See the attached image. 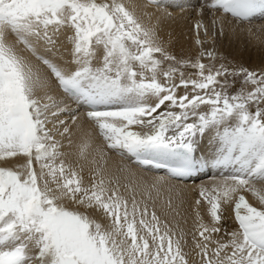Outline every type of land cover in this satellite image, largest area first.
<instances>
[{
	"label": "snow or ice",
	"instance_id": "snow-or-ice-1",
	"mask_svg": "<svg viewBox=\"0 0 264 264\" xmlns=\"http://www.w3.org/2000/svg\"><path fill=\"white\" fill-rule=\"evenodd\" d=\"M147 3L186 6L179 0ZM203 7L241 26L264 20V0H207ZM201 27L198 22V33ZM62 29L72 33L67 39L74 67L40 52L55 47ZM19 46L86 109V120L108 149L165 171L145 185L148 199L153 191L159 196L167 179L205 169L220 173L221 181L202 187L196 201L207 203L211 219L205 223L197 215L193 245L200 264H264V190L256 186L264 185V70L205 64V58L216 60L212 51H201L194 61L178 59L124 0H0V162L23 161L0 166V264H189L184 234L149 213L131 183L125 186L134 193L131 200L120 192L118 179L104 174L105 153L91 161L97 166L90 183L84 166L68 161L55 137H67L71 147L72 128L64 120L58 121L62 131L48 127L56 128L52 118L68 109L44 103L53 100L50 95H37L48 80ZM101 50L100 66H94ZM186 67L195 69L196 78L185 76ZM237 77L241 87L230 94ZM205 136L208 154L197 157ZM89 147L80 145V159ZM233 201L238 227L225 231L224 241L217 238L226 219L223 205Z\"/></svg>",
	"mask_w": 264,
	"mask_h": 264
},
{
	"label": "bare ground",
	"instance_id": "bare-ground-1",
	"mask_svg": "<svg viewBox=\"0 0 264 264\" xmlns=\"http://www.w3.org/2000/svg\"><path fill=\"white\" fill-rule=\"evenodd\" d=\"M124 2L130 7L134 8L137 15L141 19V23L146 28H153L160 42L164 45L167 51L175 55L178 59L194 61L201 51L208 52L214 49V34H216L219 41L218 49L216 51V60L212 61L215 67H219L221 64L225 65L231 70L243 63L244 67L248 70L260 72L264 70V56L260 58L259 50H264V20H253L251 23L240 25L233 21L231 18L223 15L221 12H213L207 7H203L207 0H179L186 6L170 7L168 9H157L154 5L148 4L147 0H124ZM171 2V0H170ZM203 7V12L201 8ZM203 14V15H202ZM203 18V19H202ZM204 21L207 23L208 28H215L216 33H209L205 35L202 31V27L197 32L196 25L199 22L202 25ZM204 24V23H203ZM71 30H61L54 39L57 40L55 47L51 50H47L45 47L40 48L42 55L51 59L54 63L59 64L62 67H74L70 65L71 60V44L67 37L70 36ZM201 43H197V40ZM237 42V43H236ZM221 43V47L219 46ZM21 54L28 57L33 64H35L41 76L46 77L48 80V86L39 90L37 95L44 97L46 94L50 95L53 100H44V103H52L53 101L61 108L68 110L61 111L58 117H53L54 121H57V127L53 128L52 124L48 127L52 129L55 134L57 128L62 131V127L58 124L59 120H64L68 126L72 128L71 147L68 146V139L65 136L56 135V140L60 141L64 147L62 152L67 154V159L74 165L82 164L84 166L83 175L86 183H90L92 170L97 165H93L91 161L95 158L99 162L100 153H105L104 174L106 177L118 179L119 190L124 196H128L133 191H130L125 186L132 184L135 189V197L137 201H143L148 206L154 209L156 214L167 223L169 227L180 231H188L189 233L195 231L197 225V215L203 217L205 223H210L211 219L208 213L209 206L206 202H203L198 206L196 201L201 199L199 192L202 187L211 189L214 184L221 181L218 177H209L207 179L195 182V183H183L167 179L161 186L160 194L157 196L156 192H152V199H148L144 195L145 185H151L159 177H164L160 173H153L148 169H143L140 166L134 164L127 154H118L117 152L108 149L106 144L98 133V129L94 124L87 121L84 113L86 109L84 107H78L68 97L62 93L56 86L54 78L49 74L48 69L34 57L23 51V46H19ZM252 47L254 49H252ZM102 57V50L98 53L97 59L94 61V66H100ZM207 58L203 59V62ZM167 62H165V67ZM185 74L194 75L195 69L191 67L184 68ZM192 77V76H191ZM183 93V89L179 90ZM229 92L231 91L228 90ZM75 115L76 123H72V116ZM82 144H89L90 147L87 150L86 159H80L79 148ZM21 158L9 161L6 164L0 162V166H16L22 163ZM115 187L116 185H112ZM257 188L264 190V185L257 184ZM245 198L253 206L260 207L259 201L250 193H242ZM130 198V197H128ZM132 198V197H131ZM131 198L129 200H131ZM171 199L172 207L167 206L168 200ZM179 205V207H178ZM234 201L227 205H223L226 208L225 217L222 223V231L218 234L217 238L226 241L228 236L224 235V232H231L236 230L238 225L235 222L233 215ZM182 208V209H181ZM182 210L189 211L192 223H185L184 218L180 215ZM95 218L98 221L107 223V220L103 219L100 213H95ZM163 223V222H162ZM187 232V233H188ZM192 234V233H191ZM186 238V237H185ZM184 248L189 264H200V257L197 255L198 250L194 248L193 240L186 243Z\"/></svg>",
	"mask_w": 264,
	"mask_h": 264
},
{
	"label": "rangeland",
	"instance_id": "rangeland-1",
	"mask_svg": "<svg viewBox=\"0 0 264 264\" xmlns=\"http://www.w3.org/2000/svg\"><path fill=\"white\" fill-rule=\"evenodd\" d=\"M203 15V14H202ZM203 19V18H202ZM202 22V21H201ZM204 23V24H203ZM207 25V23H205L204 21L202 22V31L203 32H205V29H207V32H209V33H211V35H212V33H216V25H215V22H214V27L215 28H213V30L212 31H210L212 28H208V26H206ZM212 36H214V39H213V42H214V49L212 50V52H214L215 53V56H216V51H217V49H218V44H219V41H218V39H217V36H216V34H214V35H212ZM237 43V42H236ZM220 47L222 46L221 45V43H220V45H219ZM252 49H254L253 47H252ZM259 53H260V58H262L263 56H264V50H259ZM241 62V65L240 66H238V67H235L234 69H239V68H241V67H243V68H245L244 67V65H243V63H242V61H240ZM205 64H209V63H212V61H210V60H208V59H206V61L204 62ZM232 69V68H231ZM188 74V72L185 74V76L186 77H191V78H195V77H193V75H187ZM228 79H229V82L231 83L232 81H233V77H228ZM240 87H241V80H240V78L239 77H237V78H235V83H234V85L233 86H231V87H229V89L228 90H230L231 89V91L229 92L230 94L231 93H235L236 91H238L239 89H240ZM251 88H252V86L251 85H248V86H246V90H251ZM261 107H264V105H261ZM255 109H253V111H254ZM67 122V121H66ZM103 140V139H102ZM103 142H104V140H103ZM105 143V142H104ZM127 197H132V193L130 194V195H128ZM129 198V199H130ZM178 207H179V205H178ZM182 209V208H181ZM152 211H154V209L152 208V207H150L149 208V213H151ZM180 215L184 218V222L185 223H192L191 222V220H192V217H191V215H190V213H189V211H187V210H182L181 211V213H180ZM161 219V218H160ZM161 222H163L164 223V220L163 219H161ZM174 229V228H173ZM175 231H177L178 233H183L184 234V238H185V240H186V242H189L190 240H193V232H191V233H189L188 231H180L179 232V230H177V229H174ZM188 232V233H187ZM186 248V247H185ZM184 251H186V250H184Z\"/></svg>",
	"mask_w": 264,
	"mask_h": 264
}]
</instances>
